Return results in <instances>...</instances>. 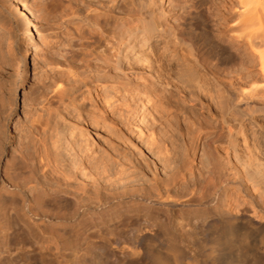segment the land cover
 Returning a JSON list of instances; mask_svg holds the SVG:
<instances>
[{
    "label": "bare ground",
    "instance_id": "6f19581e",
    "mask_svg": "<svg viewBox=\"0 0 264 264\" xmlns=\"http://www.w3.org/2000/svg\"><path fill=\"white\" fill-rule=\"evenodd\" d=\"M180 3L36 0L27 128L48 137L35 163L14 155L3 201L24 200L31 230L32 208L61 209L49 264H264V0ZM105 83L127 100L84 97L64 119L67 99ZM85 125L109 130L102 151Z\"/></svg>",
    "mask_w": 264,
    "mask_h": 264
},
{
    "label": "rangeland",
    "instance_id": "374dc122",
    "mask_svg": "<svg viewBox=\"0 0 264 264\" xmlns=\"http://www.w3.org/2000/svg\"><path fill=\"white\" fill-rule=\"evenodd\" d=\"M178 1H181L180 8H177L178 14L185 9L191 8L195 2V0ZM35 2L36 0H0V228L3 224L4 226L6 225L4 227L5 232L0 234V258L3 260V264H13L12 258L15 252L18 255L17 264H49L50 237L57 228L56 224L60 222V218L53 216L61 211L58 206L32 208L33 213H36L42 220L39 229L31 230L27 227L31 220L21 210L25 204L24 200L17 196L15 200L8 199L3 201V198L8 195L7 192L10 193V191L14 190L10 183L7 182V176L12 177L9 167L13 162L14 155L21 151L30 159V163H35L36 160H33V156L39 148V144L44 141V137H48V134L45 136L43 133V129L47 130L48 128L45 123L42 128H39L40 132L31 133L27 128V123L31 121L34 112V92L37 79L35 67L39 61L43 60L42 57L37 56L38 50H36V47L41 45L37 36V29H43L44 26H40L37 20L35 21L33 13ZM160 3L164 7H168L169 0H160ZM193 25L198 32L200 30L198 29L200 22L193 21ZM27 46H32L34 52L30 60L24 64L23 56ZM77 51V48L72 51L68 49V57L71 58L72 53ZM79 53L81 52L79 51ZM229 66L231 64L223 67ZM20 72L23 75V79L22 83L17 85L15 76ZM124 80L122 79L121 81ZM105 84L108 87L106 89L103 88L101 92L99 90L100 96H97L94 92L89 94V90L83 87L81 91H77L72 97L67 99L65 101L68 107L67 110H64L66 106L61 107L62 109L60 108L64 119L70 121L67 112L71 113L74 111V104L85 103L84 97H86V100L88 99L86 101L88 105L93 101L127 100L120 96L109 98L111 92H104L107 89L111 90L114 85L112 86L111 83ZM42 101H44L42 105L47 102L44 99ZM58 105L54 103L52 108L56 109ZM59 118L60 116L54 118L53 115V122H57ZM70 122L73 124L72 121ZM83 131L84 139L90 144L91 151L95 153L102 151L107 146V142L111 140L109 130L105 128L96 129L85 125ZM24 139L27 140L24 141ZM130 141L140 147H144L140 143L138 136L134 138L132 136ZM37 156L38 154H36V159L39 160ZM31 186H35V183ZM15 241L17 242L16 245Z\"/></svg>",
    "mask_w": 264,
    "mask_h": 264
}]
</instances>
